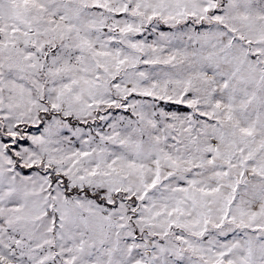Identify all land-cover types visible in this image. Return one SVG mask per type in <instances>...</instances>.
Masks as SVG:
<instances>
[{
    "label": "snow or ice",
    "instance_id": "6c2138e0",
    "mask_svg": "<svg viewBox=\"0 0 264 264\" xmlns=\"http://www.w3.org/2000/svg\"><path fill=\"white\" fill-rule=\"evenodd\" d=\"M0 264H264V0H0Z\"/></svg>",
    "mask_w": 264,
    "mask_h": 264
}]
</instances>
